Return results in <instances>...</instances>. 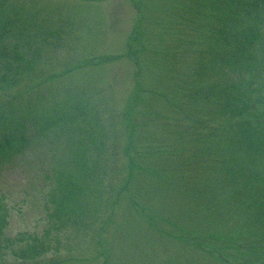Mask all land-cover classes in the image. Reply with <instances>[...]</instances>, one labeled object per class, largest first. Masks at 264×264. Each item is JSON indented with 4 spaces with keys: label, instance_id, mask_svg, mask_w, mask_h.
Returning a JSON list of instances; mask_svg holds the SVG:
<instances>
[{
    "label": "rangeland",
    "instance_id": "obj_1",
    "mask_svg": "<svg viewBox=\"0 0 264 264\" xmlns=\"http://www.w3.org/2000/svg\"><path fill=\"white\" fill-rule=\"evenodd\" d=\"M215 8L214 0H0L1 43L18 64L9 72L16 83L0 88V133L25 139L0 157L11 241L0 264H264V210L226 183L233 150L217 135L228 116L207 89L236 79L222 60L230 48ZM249 51L258 70L264 44ZM85 160L91 173L67 188ZM241 230L262 255L225 246ZM36 241L48 250L21 258Z\"/></svg>",
    "mask_w": 264,
    "mask_h": 264
},
{
    "label": "trees",
    "instance_id": "obj_2",
    "mask_svg": "<svg viewBox=\"0 0 264 264\" xmlns=\"http://www.w3.org/2000/svg\"><path fill=\"white\" fill-rule=\"evenodd\" d=\"M214 1L216 11L220 12L219 20L222 18V23H224L222 29L220 26L219 37H221L222 44L230 48V52L222 60L233 62L230 66L236 71V79L226 81L220 86L212 84L207 88L211 94L213 93L217 97L215 102L219 110L216 112L228 116L227 122L220 129V134L217 135L219 144L224 151L233 150L232 160H229L223 167V171L227 175L226 183L232 191L241 194L248 201L247 205H254L264 210V82L262 81L264 60L260 62L258 70H255L254 57L249 51L251 46L264 44L257 41L261 32L264 31V0ZM4 34L3 23L0 21V88H9L16 83V78L10 77L9 72L16 71L18 64H14L16 58L10 56L11 49L1 43ZM233 45H236L235 51L231 49ZM31 63L29 62V64ZM3 106V102L0 103V108ZM24 140L20 135L17 136L13 130H10L9 133H0V157L4 159L11 153L19 152ZM86 163L85 160L77 166L78 176L67 180V188L71 184L74 185L76 181H81L84 174L91 173L88 171ZM128 182L129 177L122 186L123 190L127 189ZM72 196L73 193H65L61 199L67 202ZM62 214L53 212V215H56L59 220L69 212ZM5 216L6 211L0 205V255L4 250L11 248V241L3 236L6 224ZM146 216L149 215L146 214ZM102 231L103 228L100 227L96 230L95 236L101 247L100 235ZM225 239L229 240L225 246H232L237 254L243 256L247 254L262 255L260 251L251 250L257 246L250 244V241L247 240V233L243 230ZM47 250L48 247L44 246L42 241H36L21 248L19 255L27 260H34Z\"/></svg>",
    "mask_w": 264,
    "mask_h": 264
}]
</instances>
